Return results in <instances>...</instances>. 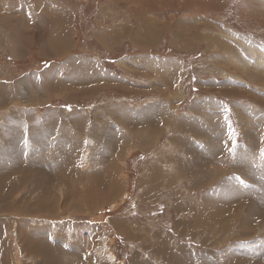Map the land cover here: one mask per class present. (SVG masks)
<instances>
[{"label": "rangeland", "instance_id": "374dc122", "mask_svg": "<svg viewBox=\"0 0 264 264\" xmlns=\"http://www.w3.org/2000/svg\"><path fill=\"white\" fill-rule=\"evenodd\" d=\"M0 89V264H73L79 251L93 264H133L160 230L226 248L219 261L264 264V0H0ZM196 135L208 137L204 157H218L205 169L212 181L191 187L190 169L173 190L166 173L191 167L182 147ZM155 164L164 183L142 203ZM112 166L121 191L83 200ZM223 183L238 187L235 205L212 198L207 214L198 194ZM187 194L194 216L183 210L177 228L174 202ZM118 217L146 230L134 255L112 228ZM191 223L193 234L177 231ZM233 234L259 240L236 254Z\"/></svg>", "mask_w": 264, "mask_h": 264}, {"label": "crops", "instance_id": "0c3cea01", "mask_svg": "<svg viewBox=\"0 0 264 264\" xmlns=\"http://www.w3.org/2000/svg\"><path fill=\"white\" fill-rule=\"evenodd\" d=\"M2 92L4 91L0 89V94ZM0 101H1V98H0ZM127 124H130V123H127ZM178 125H179V122L177 123L176 128H178ZM202 134L205 135L204 133ZM194 138L197 140L196 141L197 151L195 153H194ZM194 138H192L191 140V146L182 147L183 148L182 150H186L190 153V155H186V156H187V160L194 162L192 163L191 167L188 165L184 166L182 163H180L178 166L176 165V168L173 167V169H175V172L177 171V175L175 174V172H173V170H172V173H170V171L169 173H166L167 176L170 177L169 181H168V177H166V181H168L167 186H170L173 190H175L173 187L177 186L179 181L182 182V179H184L186 175H189L190 169H191V175H190L188 183L195 182V184L191 185V187L197 188L198 185L202 183L201 187L204 188L208 186V183H210V181H212V179L210 178L212 174L211 169H209L208 171H205V169L209 167V165H211L212 162L218 157L207 159L204 157V154L200 152L202 146L206 144L205 142L208 140V137H202L200 135H196L194 136ZM183 139L185 142L189 141L187 138H183ZM122 144H124V142H122ZM212 153H216V151ZM97 163L98 162L95 161V164ZM99 164L101 165L100 161H99ZM94 169L95 170L91 172L93 173V176L97 178L95 173L97 170H99V166H95ZM118 170H119L118 166L117 167L112 166L111 171L109 170L110 173H107L108 175V178H106L107 182L99 181V186H95V184L93 183L91 184L87 183L88 185L84 187V191L86 193L85 198L82 196V199L83 200L86 199L85 200L86 202H91L97 197V194L105 193V195H114V194H117V192L121 191V190H118V188L119 189L122 188V178L120 177ZM200 171H202V173L196 176V174L199 173ZM80 172L83 174V171H80ZM163 172L164 171L162 170V167L159 164H155L154 166H152V168H150V175L148 176V180H146L148 185L147 187H145V190L142 191L141 195L138 196L139 197L138 200H140L143 203V201L152 200L156 198L157 191L160 189L158 188L159 184L164 183V182H159V180L162 177L163 179H165V175ZM86 175H87L86 176L87 178H90L88 174ZM144 181L145 180L141 182H144ZM141 182L139 183L138 187H141V184H142ZM11 184H16V183L11 182ZM109 184H111L112 187L111 188L107 187L106 191H103L104 187ZM1 187L2 185L0 184V188ZM229 188H236V190L238 189L235 183L233 184L223 183L221 190L220 188H216L217 192H221L220 194H215L214 192H211L209 189L203 192L202 195L198 194V196H200L201 199H203V197H206L208 199L205 205L206 209L208 210L207 214H211V213L214 214V211H217L215 206H214L215 208H213L214 204H213L212 198L218 201H221V202H224V199H226V201L229 202L230 206L235 205V200L237 199V196L234 195V192H237V191L232 192L229 190ZM224 194H227V196H225ZM240 195L243 198L245 197V194L239 193L238 198H241L239 197ZM186 196L191 197L190 199H188V200H191L190 203H186V202L184 203L182 202V200H180L181 202L179 203L177 199L174 202L173 212L175 214L174 217L176 218L175 222H176L177 228L180 225L177 222V219H180V217L183 216V210H187L190 213L189 214L190 216L191 215L194 216V213H192L194 210V195L192 196V195L187 194ZM78 205L77 207H79ZM45 206L46 204L43 205V207ZM184 218H187V217H184ZM246 223L248 224L250 222L246 221ZM197 224L202 225V222H197ZM220 226H223V225H220ZM142 227H143L142 229L145 230L144 226ZM193 227H194V224L191 223L190 225L187 224V228L177 229V231H180L182 235L187 234V233L193 234L195 232V227L194 228ZM112 228L114 231H116V233H119L124 238V240L127 242L126 246L128 247L129 253H132L133 255H134L135 246H138L135 243L140 240H143L144 242L146 241V239L144 238V235L142 234L141 227L138 228L136 227L134 223L130 221L128 222L127 220H124L121 217L114 218V220L112 221ZM209 230H213V227L211 226ZM92 235L93 234L91 232L90 235L87 237L88 239L87 241L90 243H93L94 241H98L99 236H94V239H93ZM230 236H233V239L235 240L234 243L230 247L234 248L233 250L235 251L236 254H239L240 250H242L243 248L245 251L249 250L250 245H252L255 248V245L257 241L259 240L258 238L256 239L255 237L250 238V236H248V238H245V234H233ZM154 238H155L154 242H156L157 240L158 241L155 243L156 244V247H154L155 249L153 248L151 250L150 257L148 258L139 257L138 254L142 253V251L138 250L137 253H135V256L133 257V264H160L163 262L166 264H242L240 261V258H237V257H234L233 259L231 258L225 259L226 256H224V259L220 261L217 260L218 259L217 255L219 253L225 254L226 252H223V250L226 248L220 247V251H216L215 249V252H213L210 247L209 248L200 247V250L195 249L193 242H190V244H188L184 242H171V240L165 239L164 233L162 230L158 231L155 234ZM4 240L5 239L1 238L0 236V250H3V249L6 250V245H8V242L6 244ZM106 241L107 243H110V240H106ZM153 244L154 243L150 241L149 249L152 247ZM31 245L32 246L29 247L30 249L29 252H32L33 250L37 249L38 250L37 254L43 253L42 248L39 247V245H35L33 243ZM46 246L48 248L47 244ZM139 247H142V246H139ZM92 248L94 249L93 245H92ZM73 249L77 250L75 246L73 247ZM92 253H93L92 251L89 252V256H90L89 258L91 260L84 261V260H80L82 253L79 251V255H78V253L75 252L76 254L75 258L77 259V261H75L73 264H93V262L95 261L92 260V257H91ZM215 257H216V260H215ZM243 264H245V262H243Z\"/></svg>", "mask_w": 264, "mask_h": 264}, {"label": "bare ground", "instance_id": "6f19581e", "mask_svg": "<svg viewBox=\"0 0 264 264\" xmlns=\"http://www.w3.org/2000/svg\"><path fill=\"white\" fill-rule=\"evenodd\" d=\"M9 167H10V166H9ZM14 172H15V171H14ZM29 177H30V176H29ZM24 179H25V178H24ZM29 179H30V178H29ZM48 179H49V178H48ZM6 184H7V183H5V185H6ZM6 186H10V188H11V187H13V186H15V185H12V184H11V185H10V184L8 185V184H7ZM43 192H44V191H43ZM43 201H44V200H43ZM44 202H45V201H44ZM44 204H45V203H44ZM17 227H18V226H17ZM41 238H42V237H41ZM29 243L32 244L33 242H32V241H29ZM65 249H66V248H65ZM3 251H4V252H3ZM7 254H8V253H7V250H5V249H4V250H1V252H0V256H1V258H3V256H4L5 259H6L7 256H8Z\"/></svg>", "mask_w": 264, "mask_h": 264}]
</instances>
